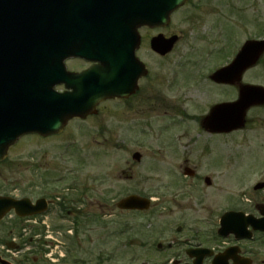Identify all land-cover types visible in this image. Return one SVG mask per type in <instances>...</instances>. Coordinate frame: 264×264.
Wrapping results in <instances>:
<instances>
[{
    "label": "rangeland",
    "instance_id": "374dc122",
    "mask_svg": "<svg viewBox=\"0 0 264 264\" xmlns=\"http://www.w3.org/2000/svg\"><path fill=\"white\" fill-rule=\"evenodd\" d=\"M188 2L162 27L167 33L182 34L169 53L158 58L147 50L144 41L141 56L151 73L139 81L141 89L136 96L124 105L105 103L96 116L78 125L76 120L70 121L62 136L48 139L47 153L43 151L46 143L42 144L41 154L27 155H32L30 169L31 158L22 163L17 159L19 154L15 155L17 151L10 157L11 165L0 168V177L18 183L21 189L31 178L35 184L40 181L35 176L40 173L36 166L41 165L46 172L55 167L63 170V195L68 197L84 190L83 207L88 198L104 194L105 190L109 191L113 206L127 193L156 198L152 206L164 214L162 218L130 215V229L123 235L114 231L121 229L126 219L114 210L102 222L81 227L76 235L61 234L66 240L67 263L136 264L147 256L151 258L148 264H161L158 260L162 258L152 248L146 251V244L121 245L126 236L144 239L146 243L155 241L146 233L160 228L161 222H168L170 212L182 211L184 215L189 206L199 207L195 199L198 195L202 196L205 214L217 213L221 207L225 210L235 199L247 195L242 193H247L250 179L259 171L264 160V107L251 108L247 117L254 119L253 124L227 135L202 131L198 117L207 113L211 104L236 98L234 88L218 87L208 76L227 63L245 39L264 37V0ZM243 81L264 86V56L244 73ZM57 139L61 145L50 147ZM134 151L141 153L139 162L131 160ZM254 159L258 161L253 163ZM185 165L197 166L200 178L190 181L182 177ZM204 176L210 178V186L202 181ZM75 183L73 189L66 190ZM175 199L183 207L174 206ZM59 224L72 228L66 220ZM141 228L145 236L138 234Z\"/></svg>",
    "mask_w": 264,
    "mask_h": 264
},
{
    "label": "flooded vegetation",
    "instance_id": "af4514ba",
    "mask_svg": "<svg viewBox=\"0 0 264 264\" xmlns=\"http://www.w3.org/2000/svg\"><path fill=\"white\" fill-rule=\"evenodd\" d=\"M188 3L187 1L185 6ZM181 10L182 8L177 12ZM162 29L165 28L150 29L147 27H140L138 29L141 40L135 53L139 59L144 61L141 56L142 48L145 46L144 41H147V50L150 51L149 41L152 36L163 33L168 37L175 33H167L164 30L162 31ZM145 35L147 36L146 39H144ZM181 35L180 32L179 36L181 37ZM85 44H87V42H85ZM157 57L159 58L158 55ZM94 65L95 62L88 61L82 57H69L65 60L67 71L77 74L83 73ZM145 65L148 68V74L138 79L137 89L133 94L126 98L113 97L100 101L97 105L96 113L87 115L83 120L96 116L105 103L116 102L123 103L124 105L129 98L136 96L141 89L139 81L146 78L151 73L146 62ZM90 75V73L84 74L78 79L79 89L84 93H88L91 90L92 78ZM58 90L63 91L64 85L60 84ZM125 90L129 89L126 87ZM58 136L61 135L54 134L43 136L38 133H29L18 137L12 143H0V168L11 165L13 160L10 157L16 151L15 155L19 154L17 159L22 160V163L25 162V158H31L32 155L27 156L28 154H41L42 144L47 143L43 148L44 154L47 153L49 147L48 139L57 138ZM53 145L57 147L60 146L61 143H59L57 139L50 144V147ZM251 161L256 163L258 160L254 159ZM58 162H60V160H58ZM32 165L31 158L28 160L29 169ZM260 167H264V160L260 162ZM260 167L256 175L250 179L247 193H242V195H247L243 198L235 199L232 203L233 206H228L226 210H223V207H221L217 213L208 212L205 214L206 208L202 207V196L198 195L195 199L199 207L192 208L189 206V209H187L184 215H182V211H177V213L170 212L168 214L170 218L168 222H161L160 228H154L152 231H149L150 233H146L147 238L152 236L151 239L155 238V243L152 244H154L157 252H160L158 253L162 258L160 260L162 261L164 258H167L168 264H264V169L261 170ZM188 168L190 174L188 176L184 175L183 177L190 179V181L200 178L198 176L197 166H188ZM35 170L40 171L39 174H35V176L40 178L38 184H35L34 179L31 178L22 189L18 183L16 184L14 181L8 182V179H2L0 177V196L10 197L16 200L26 199L25 202L28 205L27 209L31 210L34 208L36 211L40 210L37 216L41 217L50 227L54 226V228H60L62 226L59 222L66 220L74 231H78L81 227L85 228V226L90 223L96 221L102 222L103 219L113 214V210L117 211L115 206H113V200L108 196L109 191L106 190L104 197L102 196L103 193H101L98 194V196L88 198L87 203L84 204L83 207V199L75 198L73 195L68 197L63 195L64 177L61 174L63 170L61 171L55 167L53 171L46 172L41 168V165L36 166ZM31 172L33 173L34 170ZM202 181L207 186L212 184L210 178L207 176L202 177ZM241 185L245 186L244 184ZM17 188H19L21 192H19ZM68 189H73V186L68 185L66 190ZM222 189L221 187L219 195H222ZM36 191H39V194L35 195ZM90 191H92V189ZM173 201L174 206L183 207V203L180 200L175 199ZM78 203H82V206H78L80 205ZM225 211L234 212L232 222H229L227 226V228H232L234 232L228 233L223 237L218 233V230L219 222ZM118 212L123 215V219H126L122 221L123 227H121L120 231H114L115 234L120 235L127 233L130 229L127 228V218L130 215L136 214V216L147 217L151 215L158 219L162 218L161 216L164 215L155 207H150L146 211L119 210ZM9 214L12 215L13 213L9 212ZM31 216L32 215L29 217ZM158 219L156 220L157 226ZM6 220L7 218L3 219L5 222ZM138 234L145 236V232L142 228ZM3 236V233L0 234V238L3 239ZM131 239L133 240L134 238H129L127 240L128 243H130ZM137 240L139 241L136 243L137 246H145V244L146 246L150 245L146 243L144 239L137 238ZM159 248H161V250ZM149 250V248H146V251ZM153 252L157 254L155 250ZM24 254L25 261H27L30 257V247L26 244L24 247Z\"/></svg>",
    "mask_w": 264,
    "mask_h": 264
},
{
    "label": "water",
    "instance_id": "95a60500",
    "mask_svg": "<svg viewBox=\"0 0 264 264\" xmlns=\"http://www.w3.org/2000/svg\"><path fill=\"white\" fill-rule=\"evenodd\" d=\"M95 1L92 11L106 18L105 22L110 27L111 34L118 35L123 24L122 16L126 14L137 15L138 19L133 23V32L140 24L165 25L168 22L172 10L182 5L185 0H92ZM61 0H0V50L3 49H36L27 55L32 58V72L41 71L40 55L46 56L43 62L42 95L44 96L42 113L43 121L31 125L23 124L22 128L31 131H45L49 133L60 129L66 119L73 115L84 114L87 111L81 109L76 100L70 98H58L52 90L57 79V55L59 51L58 34V9ZM137 8V13L135 9ZM112 39L114 36H110ZM173 41H163L160 37L153 38L151 46L154 50L163 54L167 52ZM264 52V40L246 41L231 64L213 73L210 78L216 82L233 84L238 87V98L233 102H223L213 105L209 113L201 121V127L209 132H228L242 127L245 122V114L253 105H264V87L241 83L243 72L255 65ZM17 54H0V61H14ZM2 67L0 66V70ZM0 81L3 80L0 78ZM97 98L109 95L106 89H98L104 86V82L97 81ZM99 87V88H100ZM96 101L93 103L95 104ZM92 104V106H93ZM63 105V106H61ZM64 110L63 113L61 110ZM46 111V112H45ZM85 111V112H84ZM91 111V110H89ZM84 112V113H83ZM63 115V116H62ZM61 116V117H60ZM60 118V119H59ZM26 125V126H25ZM139 158L138 154L133 155ZM12 202L4 200L1 206L11 207ZM146 199L130 196L122 200L118 206L122 208H145ZM16 209L22 208V203L14 204ZM18 211V210H17ZM25 210H19L18 215H25ZM3 212H0V217ZM226 216H230L227 214ZM225 216V217H226Z\"/></svg>",
    "mask_w": 264,
    "mask_h": 264
}]
</instances>
